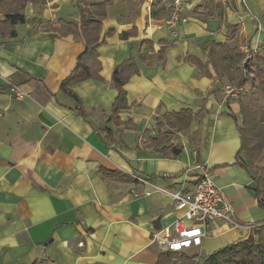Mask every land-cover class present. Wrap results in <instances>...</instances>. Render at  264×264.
I'll return each mask as SVG.
<instances>
[{
	"label": "crops",
	"instance_id": "0c3cea01",
	"mask_svg": "<svg viewBox=\"0 0 264 264\" xmlns=\"http://www.w3.org/2000/svg\"><path fill=\"white\" fill-rule=\"evenodd\" d=\"M165 1L115 0L105 7L98 78L71 84L74 96L61 84L85 42L58 29L61 20L79 24L75 0L30 3L28 21L14 27V36H0V264H159L162 252L151 236L179 212L166 195H146L149 186L130 175L188 191L194 181L183 169L195 162L210 168L241 225L211 222L212 234L188 249L196 262L264 223L251 176L235 160L238 103L223 101L226 82L208 62L212 44L260 50L264 0H182L186 21L177 40L158 27L167 16ZM148 55L156 60L144 61ZM191 59L208 75L199 74ZM119 66L128 78L115 122L109 117ZM14 84L32 99H16ZM182 109L203 116L187 132L175 133L183 147L177 156L155 153L147 139L160 130L156 119ZM180 262L175 257L170 264Z\"/></svg>",
	"mask_w": 264,
	"mask_h": 264
},
{
	"label": "trees",
	"instance_id": "16d2710c",
	"mask_svg": "<svg viewBox=\"0 0 264 264\" xmlns=\"http://www.w3.org/2000/svg\"><path fill=\"white\" fill-rule=\"evenodd\" d=\"M31 1L35 0H0V15L3 16V20L0 21V36H14V27L28 21L25 7ZM114 1L88 0L86 4L77 3L79 24L61 20L58 29L60 35H81L85 42V50L78 56L74 69L61 84V88L71 96H74L68 88L71 84L88 78H98L99 63L96 49L104 41L100 38L101 23L105 17V7ZM259 49V51L244 52L237 44L230 42L212 44L208 62L213 65L220 82L235 83L243 88L237 100L241 122L237 124L240 149L235 160L249 172L252 179L250 189L257 200V205L264 210V165L255 164L264 159V46L261 45ZM143 60L153 63L156 59L148 55L143 56ZM191 62L197 67L199 74L208 75L205 65L196 59H191ZM131 63L129 62L130 66L133 65ZM250 75H252L251 84L254 92L245 90ZM127 78L128 76H124L122 67L115 68L112 81L118 89V95L112 105L109 120L119 122L118 113L125 106V93L122 86ZM255 93H258L259 97L255 96ZM202 114V111L194 113L190 109L165 113L162 118L156 119L160 130L157 136L147 139V145L155 153L165 157L177 156L183 147L176 140L175 133L187 132L191 123L200 119ZM229 115L236 121L234 113ZM163 127L167 129L162 131ZM253 231V235H249L245 240L208 256L203 264H264V223L256 226ZM175 257L181 259L180 264H198L195 261L196 255L181 253L178 256L176 252H162L159 264H170Z\"/></svg>",
	"mask_w": 264,
	"mask_h": 264
},
{
	"label": "built area",
	"instance_id": "2783aa9c",
	"mask_svg": "<svg viewBox=\"0 0 264 264\" xmlns=\"http://www.w3.org/2000/svg\"><path fill=\"white\" fill-rule=\"evenodd\" d=\"M167 16L158 25L165 28L174 40L179 38V27L186 21L183 16L182 0H166ZM264 46V40L263 44ZM243 88L238 84L222 86L223 101H237ZM12 95L18 99H32L31 95L18 85H11ZM183 173L193 179V187L188 191H172L152 183L147 178L130 175L133 180L149 186L151 192L166 195L173 203L177 218L168 227L154 232L151 243L161 252L180 253L198 247L202 239L210 236L209 224L222 221L232 228L241 225L234 219V207L228 201L223 188L215 181L212 171L204 163L195 162L183 169Z\"/></svg>",
	"mask_w": 264,
	"mask_h": 264
},
{
	"label": "rangeland",
	"instance_id": "374dc122",
	"mask_svg": "<svg viewBox=\"0 0 264 264\" xmlns=\"http://www.w3.org/2000/svg\"><path fill=\"white\" fill-rule=\"evenodd\" d=\"M38 1V0H37ZM36 0L35 1H31V2H28L27 4H26V7L28 6V5H30V3H34V5L36 4V2H37ZM211 1H214V2H216V1H218V0H211ZM223 1V0H222ZM83 2L86 4V2H88V0H81V1H78V0H75V2H74V4H75V6H76V4L78 3V4H83ZM223 2H225L226 4H228L229 3V0H224ZM40 5V4H39ZM26 7H25V10H26ZM39 7V6H38ZM76 12V11H75ZM0 16H2V15H0ZM261 21L262 22H264L262 19H261ZM257 25H260L259 23H257ZM260 48V47H259ZM252 75H250L249 76V81H248V85L247 86H245V90H248V92H251V91H253V89H252ZM245 92V91H244ZM254 92V91H253ZM255 96H257V97H259V94L258 93H255ZM257 166H263L264 165V159H262L258 164L257 163H255ZM255 229V227L252 229V230H250L249 232H250V234L249 235H253V233H254V230ZM183 254H190V253H192V252H190V250H186V251H183L182 252ZM198 263V262H197ZM198 264H201V262L200 263H198ZM203 264V263H202Z\"/></svg>",
	"mask_w": 264,
	"mask_h": 264
}]
</instances>
